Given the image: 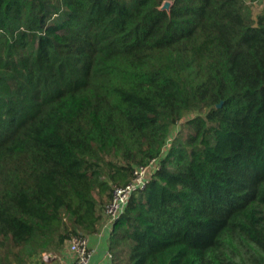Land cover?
I'll use <instances>...</instances> for the list:
<instances>
[{
  "label": "trees",
  "instance_id": "16d2710c",
  "mask_svg": "<svg viewBox=\"0 0 264 264\" xmlns=\"http://www.w3.org/2000/svg\"><path fill=\"white\" fill-rule=\"evenodd\" d=\"M255 1L0 0V264H59L176 126L110 264H264Z\"/></svg>",
  "mask_w": 264,
  "mask_h": 264
},
{
  "label": "built area",
  "instance_id": "2783aa9c",
  "mask_svg": "<svg viewBox=\"0 0 264 264\" xmlns=\"http://www.w3.org/2000/svg\"><path fill=\"white\" fill-rule=\"evenodd\" d=\"M169 138L168 141H171ZM164 148V147H163ZM168 147L162 149L161 154H164ZM159 157L150 159L146 164L135 167L132 171V177L128 184L123 187H114L110 201L103 207V224L90 238L88 236H73L67 240L65 247L60 252V256L67 257V263L61 264H93L97 250L96 237L104 239L109 238L110 229L113 219L120 216L127 206L129 198L134 191L143 189L150 181L151 177L159 170ZM49 254H43V259H46ZM104 259L110 263V254L105 253ZM105 264L107 262L105 261Z\"/></svg>",
  "mask_w": 264,
  "mask_h": 264
},
{
  "label": "crops",
  "instance_id": "0c3cea01",
  "mask_svg": "<svg viewBox=\"0 0 264 264\" xmlns=\"http://www.w3.org/2000/svg\"><path fill=\"white\" fill-rule=\"evenodd\" d=\"M108 239L109 238L104 239L103 237L101 238L96 237L97 250H96L93 264H105V261L108 264V261L104 259L105 253L108 252V248H107ZM57 258H58L59 264L68 262V258L65 256L61 257L60 253L58 254Z\"/></svg>",
  "mask_w": 264,
  "mask_h": 264
},
{
  "label": "rangeland",
  "instance_id": "374dc122",
  "mask_svg": "<svg viewBox=\"0 0 264 264\" xmlns=\"http://www.w3.org/2000/svg\"><path fill=\"white\" fill-rule=\"evenodd\" d=\"M263 7H264V0H257V1H255V2H253V3L249 6V9H250V12H251V17H252L253 19H255V16L261 11V9H262ZM177 129H178V126H176V127L172 130V132H171V134L169 135V137H167L163 149H165L166 147L169 146V144H170L171 141H168V140H169V138H171V137H173V136L175 135ZM60 264H61V263H60Z\"/></svg>",
  "mask_w": 264,
  "mask_h": 264
},
{
  "label": "water",
  "instance_id": "95a60500",
  "mask_svg": "<svg viewBox=\"0 0 264 264\" xmlns=\"http://www.w3.org/2000/svg\"><path fill=\"white\" fill-rule=\"evenodd\" d=\"M170 6V2L169 1H164L162 6H161V9H168V7ZM221 105V103H219L217 105V107H219Z\"/></svg>",
  "mask_w": 264,
  "mask_h": 264
}]
</instances>
